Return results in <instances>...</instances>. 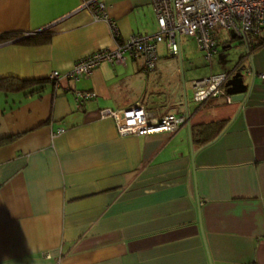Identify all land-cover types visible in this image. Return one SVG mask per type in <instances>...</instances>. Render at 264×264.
I'll return each mask as SVG.
<instances>
[{
	"label": "crops",
	"instance_id": "crops-1",
	"mask_svg": "<svg viewBox=\"0 0 264 264\" xmlns=\"http://www.w3.org/2000/svg\"><path fill=\"white\" fill-rule=\"evenodd\" d=\"M99 3L118 34L95 19ZM48 24L47 42L0 43V78L47 79L37 90H0V264H264V45L241 57L253 71L246 99L197 107L181 73L167 88L158 75L160 61L174 70L181 53L158 51L154 90L133 87L144 69L128 53L87 77L49 79L157 31L152 0H0V33ZM75 90L95 97L78 106ZM136 101L186 122L121 134L100 116ZM187 117L191 129L209 123V134L194 141Z\"/></svg>",
	"mask_w": 264,
	"mask_h": 264
},
{
	"label": "built area",
	"instance_id": "built-area-1",
	"mask_svg": "<svg viewBox=\"0 0 264 264\" xmlns=\"http://www.w3.org/2000/svg\"><path fill=\"white\" fill-rule=\"evenodd\" d=\"M94 1V0H91ZM157 16L158 30L151 34H136L120 41L115 48H99L79 59L72 68L62 74L57 70L49 78L59 84L62 78L79 79L91 74L102 61L125 63V53L140 60L144 71L153 70L158 59L157 43L166 41L168 52L173 56L181 53V35L194 36L211 59L218 40L219 29L245 42L249 50L256 48L259 36L264 35V0H152ZM96 20L108 21L118 34L116 21L103 10V4L93 9ZM241 61L245 62V58ZM235 70L212 72L208 76L192 80L193 101L202 106L212 100L218 104L232 101L227 92V82ZM264 77V74H261ZM77 105L95 97L92 90H75ZM101 117L114 119L117 131L121 134L148 135L159 132H173L186 122L184 113H176L163 108L146 107L142 101L121 108H101ZM58 128L57 132H63Z\"/></svg>",
	"mask_w": 264,
	"mask_h": 264
},
{
	"label": "rangeland",
	"instance_id": "rangeland-1",
	"mask_svg": "<svg viewBox=\"0 0 264 264\" xmlns=\"http://www.w3.org/2000/svg\"><path fill=\"white\" fill-rule=\"evenodd\" d=\"M215 37L218 43L210 60L207 59L206 51L199 45L194 36L181 35L182 63L180 64L178 56L177 60L179 64L176 67L178 69L176 70L175 68L172 70L171 66H167V62L160 61V63H158V69L161 72H158V75L160 76L161 74L160 78L162 80V85L166 88L174 77H177L179 73H181V75L183 74L186 99L191 105H193V90L191 89V82L193 79L208 76L212 72L222 69H226V71L235 70L234 67L243 62L241 61V57H243L247 51L248 47L245 42H241L237 38L232 39L230 33L224 29H219ZM227 43H230L231 46L225 48V44ZM158 51L162 59L171 58L168 55V47L165 40L158 43ZM141 73L137 69L136 77L132 80V85L137 91H143L145 89L154 90L158 87L157 82L154 80V77L157 78L154 72H149V74H151L148 77L146 76L147 73L143 71H141Z\"/></svg>",
	"mask_w": 264,
	"mask_h": 264
},
{
	"label": "trees",
	"instance_id": "trees-1",
	"mask_svg": "<svg viewBox=\"0 0 264 264\" xmlns=\"http://www.w3.org/2000/svg\"><path fill=\"white\" fill-rule=\"evenodd\" d=\"M55 32L52 27H47L43 31L37 34H33L30 37L23 39L24 42L34 43V44H41L44 42H47L51 35ZM24 33L23 30L15 29V30H7L0 33V43L3 41H7L10 39H13L15 37H18ZM260 39L257 40L256 48L264 45V35L259 36ZM135 58V57H134ZM155 68V67H154ZM153 68V69H154ZM140 69H143V66H140ZM145 73H149L150 71H144ZM50 79V78H49ZM47 81V79H34V80H23V79H16L12 77H4L0 78V90H4L5 92H9L12 90H20L24 89L28 85H32V90L40 89V87L43 86L44 82ZM223 121H215L213 123L220 124ZM209 123H199L192 126L191 133L193 140H201L206 135L209 134L208 126ZM208 126V127H207ZM3 141V140H1Z\"/></svg>",
	"mask_w": 264,
	"mask_h": 264
},
{
	"label": "water",
	"instance_id": "water-1",
	"mask_svg": "<svg viewBox=\"0 0 264 264\" xmlns=\"http://www.w3.org/2000/svg\"><path fill=\"white\" fill-rule=\"evenodd\" d=\"M50 25H52V24L44 25L40 28L32 30L31 32L23 33L22 35L15 37L13 39L7 40V41L8 42H17V41L26 39L33 34L40 33L45 28L50 27ZM230 35H231V38H235V34L233 31L230 32ZM228 45H230V44H228ZM180 63H182L181 58H180ZM248 75L251 76V79L249 81L246 80ZM182 79L184 80L183 74H182ZM252 81H253V71H252V68L250 67V65L248 66L247 64H245V62H242L239 65L237 64L235 66L234 74L232 75L230 80L227 82V92L229 94H231L232 101H239V100L246 99V97L249 93L250 85L252 84ZM187 123H188L189 128H190L188 117H187ZM191 158H192V160H194V158H195V152L193 151V149L191 152Z\"/></svg>",
	"mask_w": 264,
	"mask_h": 264
},
{
	"label": "flooded vegetation",
	"instance_id": "flooded-vegetation-1",
	"mask_svg": "<svg viewBox=\"0 0 264 264\" xmlns=\"http://www.w3.org/2000/svg\"><path fill=\"white\" fill-rule=\"evenodd\" d=\"M236 38V37H235ZM232 39H234V38H232ZM238 39V38H237Z\"/></svg>",
	"mask_w": 264,
	"mask_h": 264
}]
</instances>
